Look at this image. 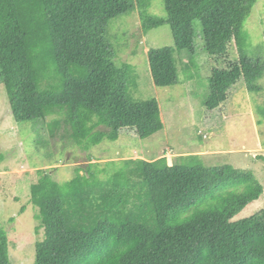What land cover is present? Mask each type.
<instances>
[{"label": "trees", "instance_id": "16d2710c", "mask_svg": "<svg viewBox=\"0 0 264 264\" xmlns=\"http://www.w3.org/2000/svg\"><path fill=\"white\" fill-rule=\"evenodd\" d=\"M163 1L165 17L148 13L150 0H0V83L15 121L34 122L44 147L64 122L62 139L86 151L124 130L140 139L162 132L158 100L129 97L131 66L116 65L108 40L110 22L137 9L145 34L172 30L174 47L148 52L157 87L181 83L178 62L190 70L201 21L215 65L206 107L221 108L241 80L250 93L262 90L264 61L248 56L245 31L258 0ZM124 165L106 180L92 164L89 176L79 169L65 185L39 177L31 187L44 230L36 264H264V222L235 220L264 192L252 171L208 167L199 156ZM9 241L0 224V264H11Z\"/></svg>", "mask_w": 264, "mask_h": 264}, {"label": "rangeland", "instance_id": "374dc122", "mask_svg": "<svg viewBox=\"0 0 264 264\" xmlns=\"http://www.w3.org/2000/svg\"><path fill=\"white\" fill-rule=\"evenodd\" d=\"M147 11L165 17L164 1L150 0ZM196 26L197 52L187 59L192 61L190 70H183L178 62L181 83L160 88L154 84L148 52L151 48L174 47L171 27L164 25L145 34L139 9L109 24V43L118 50L116 65L131 66L127 94L135 101L159 102L164 130L150 138L140 139L124 130L114 140H105L86 151L72 138L62 139L68 135L63 130L66 124L61 122L62 127L53 128L59 131L47 137L49 145L45 142L48 147H44L42 132L34 122L15 121L6 88L0 83V224L9 236L11 264H36V246L43 241L44 230H38L39 210L32 203L31 187L44 172L65 185L79 169L81 175L89 176L84 169L91 164L98 178L106 180L124 168L127 160L166 157L173 165L182 157L199 156L208 167L231 165L252 171L264 188V79L262 90L255 93H250L241 80L227 103L209 110L206 99L215 65L205 49L201 21ZM245 31L250 36L248 56L264 61V0L257 1ZM233 57L239 59L236 47ZM57 120L59 115L48 122ZM252 216L264 222V192L235 220Z\"/></svg>", "mask_w": 264, "mask_h": 264}]
</instances>
